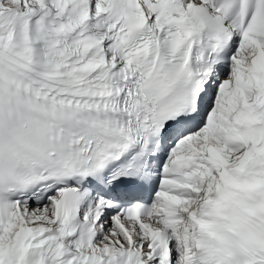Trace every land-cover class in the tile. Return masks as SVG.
Returning <instances> with one entry per match:
<instances>
[{
	"label": "snow or ice",
	"instance_id": "snow-or-ice-1",
	"mask_svg": "<svg viewBox=\"0 0 264 264\" xmlns=\"http://www.w3.org/2000/svg\"><path fill=\"white\" fill-rule=\"evenodd\" d=\"M0 264H264V0H0Z\"/></svg>",
	"mask_w": 264,
	"mask_h": 264
}]
</instances>
